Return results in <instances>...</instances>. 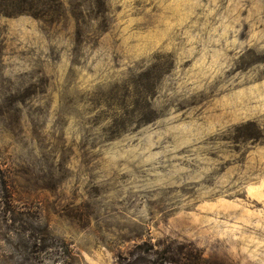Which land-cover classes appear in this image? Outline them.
<instances>
[{
	"label": "rangeland",
	"instance_id": "374dc122",
	"mask_svg": "<svg viewBox=\"0 0 264 264\" xmlns=\"http://www.w3.org/2000/svg\"><path fill=\"white\" fill-rule=\"evenodd\" d=\"M0 264H264V0H0Z\"/></svg>",
	"mask_w": 264,
	"mask_h": 264
}]
</instances>
